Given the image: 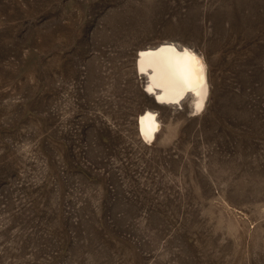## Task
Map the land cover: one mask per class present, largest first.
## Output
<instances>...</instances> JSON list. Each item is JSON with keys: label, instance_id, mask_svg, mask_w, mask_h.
<instances>
[{"label": "rangeland", "instance_id": "1", "mask_svg": "<svg viewBox=\"0 0 264 264\" xmlns=\"http://www.w3.org/2000/svg\"><path fill=\"white\" fill-rule=\"evenodd\" d=\"M162 42L201 111L145 92ZM0 264H264V0H0Z\"/></svg>", "mask_w": 264, "mask_h": 264}, {"label": "bare ground", "instance_id": "2", "mask_svg": "<svg viewBox=\"0 0 264 264\" xmlns=\"http://www.w3.org/2000/svg\"><path fill=\"white\" fill-rule=\"evenodd\" d=\"M136 68L145 78V92L157 104L180 106L188 96L191 98V110L196 113L207 102L205 62L189 47L162 42L142 48L137 53ZM138 126L140 135L149 143L160 129L156 113L150 109L140 114Z\"/></svg>", "mask_w": 264, "mask_h": 264}]
</instances>
